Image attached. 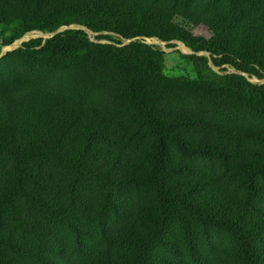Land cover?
Returning <instances> with one entry per match:
<instances>
[{
  "label": "trees",
  "instance_id": "1",
  "mask_svg": "<svg viewBox=\"0 0 264 264\" xmlns=\"http://www.w3.org/2000/svg\"><path fill=\"white\" fill-rule=\"evenodd\" d=\"M32 33L61 85L0 78V264H264V0H0Z\"/></svg>",
  "mask_w": 264,
  "mask_h": 264
},
{
  "label": "rangeland",
  "instance_id": "2",
  "mask_svg": "<svg viewBox=\"0 0 264 264\" xmlns=\"http://www.w3.org/2000/svg\"><path fill=\"white\" fill-rule=\"evenodd\" d=\"M89 34V33H88ZM38 36L50 37L46 36L43 33H32L27 38L22 41L15 43L11 48L5 49L2 43V38L0 37V78L7 79L10 76L15 78V83H11L13 85L26 84L31 85L33 83L41 84L43 89H56L61 85V77L62 75L59 73H54L37 63L28 62L22 59H10L6 58V54L12 50L17 49L24 42H28L33 38ZM90 38H94L95 36L89 34ZM124 44H127L126 41H123ZM148 44L155 46L156 48L164 51L168 54L167 63L165 66L164 73L168 78H182L188 77L194 79L196 77L193 66L182 58V55L176 53L178 50L185 49L182 45H177L175 49H168L166 44L160 43L156 44L152 41H147ZM4 49V52L1 50ZM188 51L187 49H185ZM189 52V51H188ZM234 72L232 69H229L226 72H222V74L232 73ZM22 75V76H18ZM252 83L256 85L264 84V81L252 80ZM195 171L205 172L208 175L211 173L218 172V167L215 161H210L208 159H186L185 162Z\"/></svg>",
  "mask_w": 264,
  "mask_h": 264
},
{
  "label": "water",
  "instance_id": "3",
  "mask_svg": "<svg viewBox=\"0 0 264 264\" xmlns=\"http://www.w3.org/2000/svg\"><path fill=\"white\" fill-rule=\"evenodd\" d=\"M65 30V28L61 29L60 31ZM56 34L52 35L51 37L55 36ZM184 46V45H183ZM186 48V47H185ZM189 53H192L191 51H189ZM208 56V55H207ZM234 71V70H233Z\"/></svg>",
  "mask_w": 264,
  "mask_h": 264
}]
</instances>
